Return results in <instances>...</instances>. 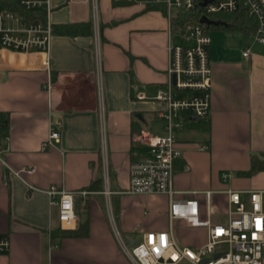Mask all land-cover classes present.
<instances>
[{"label":"crops","instance_id":"obj_1","mask_svg":"<svg viewBox=\"0 0 264 264\" xmlns=\"http://www.w3.org/2000/svg\"><path fill=\"white\" fill-rule=\"evenodd\" d=\"M97 4L99 43L93 0H51L49 67L44 53L4 54L0 114L8 127L0 140L6 162L22 171L15 175L0 160V236L10 240L0 264H131L123 244L137 242V235L142 240L147 231L173 228L178 242L190 247L206 239L203 227L170 222L169 195L126 192L130 165L146 149L136 134L164 132L158 112L163 104L154 96L168 79L165 9L133 0ZM87 22L92 33L63 30ZM210 35V114L196 120L191 111L183 112L173 185L178 197L198 191L203 215V191L213 190V218L225 221L223 190H239L248 201L250 190L264 189V169L249 173L254 163H264V44ZM140 93L148 98L139 99ZM53 130L61 137L45 148ZM51 186L76 194L77 228L88 220V235L62 236L61 231L53 240V230L61 227L46 192Z\"/></svg>","mask_w":264,"mask_h":264},{"label":"built area","instance_id":"obj_2","mask_svg":"<svg viewBox=\"0 0 264 264\" xmlns=\"http://www.w3.org/2000/svg\"><path fill=\"white\" fill-rule=\"evenodd\" d=\"M145 4L160 5L165 9L168 26L167 82L158 89L155 100L161 102L159 116L164 119L163 133L142 130L135 136L136 141L146 149L130 165L128 193H165L170 197L169 219L171 223L181 220L191 227L206 229L205 241L197 246H183L169 230H150L143 239L131 248L123 244L126 255L135 264H264V189L249 191L248 201L241 197V191L223 190L228 199L227 219L215 220L213 190H204L206 196L205 215L197 197L198 191L188 197H178L181 192L174 188L177 160L181 156L176 132L181 126L182 114L191 111L199 119L210 114L212 98V67L209 46L212 43L207 26L200 21L204 15L213 19L220 12L243 10L249 24L254 27V41L264 44V0H133ZM23 11H45L43 19L27 17L21 11L0 8V65L5 52L11 54L40 52L45 63L50 65V49L54 26L50 17L51 0H11ZM98 0H93L95 37L100 42L101 32L98 19ZM187 14V15H186ZM196 14L197 20L188 18ZM184 15L187 17H184ZM245 56L250 48L244 50ZM100 66V55L98 54ZM52 80L48 79L47 92L52 94ZM102 98V97H101ZM139 99H147L138 94ZM60 130H53L44 147L58 141ZM103 131V143L105 144ZM4 146L0 140V160L15 175L22 170L13 169L4 159ZM29 172L31 168H24ZM224 181L230 175L222 172ZM50 205L58 208V220L62 229H76L80 216L76 211V194L65 188L51 186L46 190ZM53 227L50 226V231ZM10 248L7 236H0V254ZM219 254V255H217Z\"/></svg>","mask_w":264,"mask_h":264},{"label":"trees","instance_id":"obj_3","mask_svg":"<svg viewBox=\"0 0 264 264\" xmlns=\"http://www.w3.org/2000/svg\"><path fill=\"white\" fill-rule=\"evenodd\" d=\"M154 7L156 6H149ZM0 8H10L14 10L21 11V13H25L27 17H31L33 19H43L45 17V11L39 10V11H23L18 6H15L11 0H0ZM187 15V14H186ZM191 20H197L198 16L196 14H190L188 15ZM184 17H186L184 15ZM187 18V17H186ZM214 20L222 21L223 24L218 25L216 27H226L233 30H241L247 34H251L254 31V27L249 24V20L247 19L245 12L241 9L236 12H220L217 14H214L212 16ZM214 25L207 26V29L210 30V28ZM64 32H69L71 34L75 33H92V27L91 22L87 23H80L79 25H73V24H67L63 27ZM60 31L62 32V26L60 27ZM0 132L7 129L8 127V118L4 114H0ZM253 170L249 173H253L254 171H259L261 169H264V163L263 164H256L254 163ZM76 210H78V207H76ZM88 220H84L80 226L77 229H67L62 230L61 228H58L57 230H53L52 232V238L55 240L56 236H58L62 231V236L64 235H70L74 237L78 236H86L88 235Z\"/></svg>","mask_w":264,"mask_h":264},{"label":"rangeland","instance_id":"obj_4","mask_svg":"<svg viewBox=\"0 0 264 264\" xmlns=\"http://www.w3.org/2000/svg\"><path fill=\"white\" fill-rule=\"evenodd\" d=\"M210 31L212 32V36L215 39L217 36L220 37H224V36H230L232 37L231 42H234V40L238 41L244 40V41H248L249 43L254 41L253 36H251L250 34H247L241 30H233V29H229L226 27H216V26H212L210 28ZM254 44H256L257 47H260L261 45H263L262 43H257L256 41H254ZM141 240V235H137V243H139ZM129 248H131V244L129 245ZM128 256V255H127ZM129 261L131 264H135L133 263V261L128 257Z\"/></svg>","mask_w":264,"mask_h":264},{"label":"water","instance_id":"obj_5","mask_svg":"<svg viewBox=\"0 0 264 264\" xmlns=\"http://www.w3.org/2000/svg\"><path fill=\"white\" fill-rule=\"evenodd\" d=\"M207 2H208V0H205L202 4L205 5ZM200 21L203 22L206 26H210V25L218 26V25L223 24L222 21H217V20L211 19V18H209L206 15L202 16L200 18ZM192 118L196 119V120L199 119L196 115H193ZM130 243H131V245H134L135 244V240H131ZM217 255H219V254H217Z\"/></svg>","mask_w":264,"mask_h":264}]
</instances>
